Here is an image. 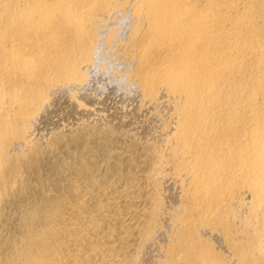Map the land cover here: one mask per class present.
Wrapping results in <instances>:
<instances>
[{
	"label": "bare ground",
	"instance_id": "bare-ground-1",
	"mask_svg": "<svg viewBox=\"0 0 264 264\" xmlns=\"http://www.w3.org/2000/svg\"><path fill=\"white\" fill-rule=\"evenodd\" d=\"M0 264H264V0H0Z\"/></svg>",
	"mask_w": 264,
	"mask_h": 264
}]
</instances>
